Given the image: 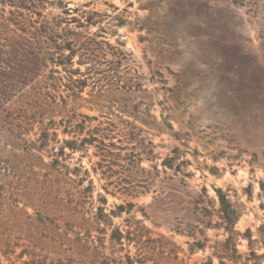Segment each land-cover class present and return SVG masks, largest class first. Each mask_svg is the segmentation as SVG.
<instances>
[{
	"label": "rangeland",
	"instance_id": "obj_1",
	"mask_svg": "<svg viewBox=\"0 0 264 264\" xmlns=\"http://www.w3.org/2000/svg\"><path fill=\"white\" fill-rule=\"evenodd\" d=\"M0 264H264V0H0Z\"/></svg>",
	"mask_w": 264,
	"mask_h": 264
}]
</instances>
